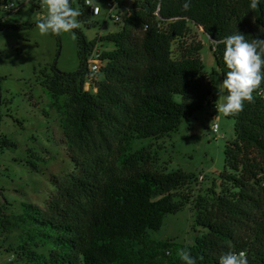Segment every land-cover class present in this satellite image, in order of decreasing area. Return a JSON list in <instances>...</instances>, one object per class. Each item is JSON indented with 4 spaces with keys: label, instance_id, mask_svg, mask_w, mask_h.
Wrapping results in <instances>:
<instances>
[{
    "label": "trees",
    "instance_id": "trees-1",
    "mask_svg": "<svg viewBox=\"0 0 264 264\" xmlns=\"http://www.w3.org/2000/svg\"><path fill=\"white\" fill-rule=\"evenodd\" d=\"M80 2L79 20L90 27L91 16ZM183 2L136 0L117 31L87 39L73 30L76 71L41 69L40 84L60 114L73 168L51 176L54 189L43 205L21 204L20 243L6 248L14 264H184L182 249L196 264H219L230 250H244L249 264H264V81L253 93L254 103L245 102L243 111L227 117L234 121L235 138L225 143L224 170L204 194L194 199L188 190L196 176L161 168L154 148L212 96L202 43L183 40L189 22L211 40L236 31L249 40L264 39V0L255 11L250 0H191L187 12ZM102 41L113 47L102 51L96 92L85 90L87 56ZM211 48L223 82L224 45ZM141 138L152 141L131 150ZM15 147L0 134L1 149ZM28 164L37 170L36 163ZM189 203L194 227L200 228L193 243L151 237L167 214ZM7 224L2 220L6 230Z\"/></svg>",
    "mask_w": 264,
    "mask_h": 264
},
{
    "label": "rangeland",
    "instance_id": "rangeland-1",
    "mask_svg": "<svg viewBox=\"0 0 264 264\" xmlns=\"http://www.w3.org/2000/svg\"><path fill=\"white\" fill-rule=\"evenodd\" d=\"M126 2V0H122ZM13 3L17 10H3L2 5ZM102 9L92 16L90 27L81 22L79 28L87 39L117 31L120 24L107 17L105 0H96ZM74 8L82 9L80 0ZM46 14L40 0H0V134L6 135L16 147L0 148V205L5 216L0 217V264H14V253L7 247L20 243L23 228L16 222L23 202L43 205L54 185L52 175H64L73 168L66 154L60 114L47 90L40 84L41 69L54 66L63 72L78 69L76 36L73 33L41 35L36 22ZM125 14H122L124 18ZM79 19V18H78ZM8 25H15L8 28ZM189 32L183 38L190 43H202L200 56L208 81L212 83L209 104L182 120L178 129L154 144L159 152V166L167 171L182 170L198 179L188 190L193 198L204 194L224 170V145L233 140L234 121L218 113V86L222 83L212 52V40L201 27L189 22ZM101 49H111L110 42L98 43ZM175 47V46H174ZM99 77V76H98ZM225 94V93H224ZM218 124V132L212 124ZM150 138L134 139L131 150L148 145ZM28 161L36 163L32 169ZM3 189V190H1ZM186 191V190H184ZM2 220L9 221L6 230ZM200 228L194 227L191 203L176 213L167 214L160 229L151 232L154 239H169L191 244Z\"/></svg>",
    "mask_w": 264,
    "mask_h": 264
},
{
    "label": "clouds",
    "instance_id": "clouds-1",
    "mask_svg": "<svg viewBox=\"0 0 264 264\" xmlns=\"http://www.w3.org/2000/svg\"><path fill=\"white\" fill-rule=\"evenodd\" d=\"M95 2L96 0H85L94 11ZM261 2L262 0H250L249 8L255 11L260 7ZM40 5L46 9V14L36 22L41 35L73 33V30L81 27L78 18L82 12L79 8L72 7L70 0H40ZM157 7L159 8L160 5ZM190 9L191 0H184L182 11L187 12ZM212 43L214 47L224 45L223 61L228 69L223 82L218 86L219 100L223 99L224 102L216 103V109L225 117L237 115L243 111L245 102H255L253 93L261 88L264 81V39L249 40L236 31L235 34L219 41L212 40ZM179 258L184 264H196V258L190 251L182 249ZM219 264H249V262L245 251L237 253L230 250L219 257Z\"/></svg>",
    "mask_w": 264,
    "mask_h": 264
},
{
    "label": "built area",
    "instance_id": "built-area-1",
    "mask_svg": "<svg viewBox=\"0 0 264 264\" xmlns=\"http://www.w3.org/2000/svg\"><path fill=\"white\" fill-rule=\"evenodd\" d=\"M135 1L136 0H126V2H124L122 0H105L107 17L110 20H112L114 23L121 24L124 21L126 15L128 14L132 4ZM83 5L87 9V11L91 17L92 16H99L101 14L102 9H101L100 5L96 2L94 4V8L96 9L95 11H94L93 7H89L85 3V0H83ZM1 7L3 10H17L18 9L17 6H15L13 3H5ZM122 14H125L124 18H122ZM100 35H102V34H100ZM102 51H103V49H101L98 46V44H96L93 47V49L91 50V52L89 53V55L87 56L86 64H87V68L89 70V74H88L86 81H85V86H84L85 90H89V91H93V92H96V90H97L95 82L98 80L96 75L100 72V69L103 65ZM211 129L214 133H217L218 132V124L213 123ZM261 185L264 186V179L262 180ZM240 251H244V250H240Z\"/></svg>",
    "mask_w": 264,
    "mask_h": 264
},
{
    "label": "water",
    "instance_id": "water-1",
    "mask_svg": "<svg viewBox=\"0 0 264 264\" xmlns=\"http://www.w3.org/2000/svg\"><path fill=\"white\" fill-rule=\"evenodd\" d=\"M202 28V27H201ZM203 29V28H202Z\"/></svg>",
    "mask_w": 264,
    "mask_h": 264
}]
</instances>
